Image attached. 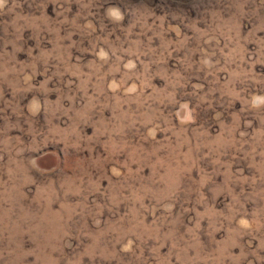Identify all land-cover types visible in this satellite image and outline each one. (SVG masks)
<instances>
[{
	"label": "rangeland",
	"instance_id": "obj_1",
	"mask_svg": "<svg viewBox=\"0 0 264 264\" xmlns=\"http://www.w3.org/2000/svg\"><path fill=\"white\" fill-rule=\"evenodd\" d=\"M0 264H264V0H0Z\"/></svg>",
	"mask_w": 264,
	"mask_h": 264
}]
</instances>
